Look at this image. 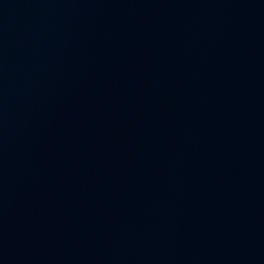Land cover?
Masks as SVG:
<instances>
[{
    "label": "water",
    "instance_id": "obj_1",
    "mask_svg": "<svg viewBox=\"0 0 264 264\" xmlns=\"http://www.w3.org/2000/svg\"><path fill=\"white\" fill-rule=\"evenodd\" d=\"M0 264H264V0H0Z\"/></svg>",
    "mask_w": 264,
    "mask_h": 264
}]
</instances>
